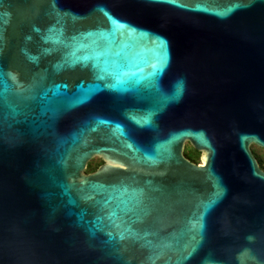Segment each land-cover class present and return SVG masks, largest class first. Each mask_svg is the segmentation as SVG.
Instances as JSON below:
<instances>
[{"label":"water","instance_id":"1","mask_svg":"<svg viewBox=\"0 0 264 264\" xmlns=\"http://www.w3.org/2000/svg\"><path fill=\"white\" fill-rule=\"evenodd\" d=\"M251 145L264 0H0V264H264Z\"/></svg>","mask_w":264,"mask_h":264},{"label":"trees","instance_id":"2","mask_svg":"<svg viewBox=\"0 0 264 264\" xmlns=\"http://www.w3.org/2000/svg\"><path fill=\"white\" fill-rule=\"evenodd\" d=\"M251 149L260 166L264 168V155L262 154L263 149L257 147L256 145H251ZM184 153L190 160L197 163L199 162V152L196 151L191 145L188 144L187 147H185ZM101 161L102 160L100 158H93L89 161L86 171L89 172L94 170Z\"/></svg>","mask_w":264,"mask_h":264},{"label":"flooded vegetation","instance_id":"3","mask_svg":"<svg viewBox=\"0 0 264 264\" xmlns=\"http://www.w3.org/2000/svg\"><path fill=\"white\" fill-rule=\"evenodd\" d=\"M263 155H264V149H263V153H262ZM102 163V161L99 163V164H101ZM98 164V165H99ZM260 165V164H259ZM261 167V166H260ZM263 170H264V168L263 167H261Z\"/></svg>","mask_w":264,"mask_h":264},{"label":"rangeland","instance_id":"4","mask_svg":"<svg viewBox=\"0 0 264 264\" xmlns=\"http://www.w3.org/2000/svg\"><path fill=\"white\" fill-rule=\"evenodd\" d=\"M187 145H188V143L186 142V143H185V147H187ZM184 149H185V148H184Z\"/></svg>","mask_w":264,"mask_h":264}]
</instances>
